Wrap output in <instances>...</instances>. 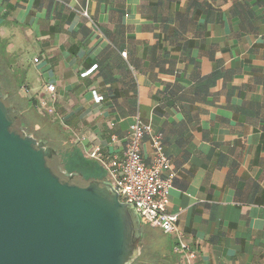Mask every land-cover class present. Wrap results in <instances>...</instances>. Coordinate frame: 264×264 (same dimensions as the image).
Segmentation results:
<instances>
[{
	"label": "crops",
	"instance_id": "crops-1",
	"mask_svg": "<svg viewBox=\"0 0 264 264\" xmlns=\"http://www.w3.org/2000/svg\"><path fill=\"white\" fill-rule=\"evenodd\" d=\"M0 35L84 159L138 119L163 133L192 264H264V0H0ZM143 226L162 242L144 264H189Z\"/></svg>",
	"mask_w": 264,
	"mask_h": 264
},
{
	"label": "water",
	"instance_id": "water-1",
	"mask_svg": "<svg viewBox=\"0 0 264 264\" xmlns=\"http://www.w3.org/2000/svg\"><path fill=\"white\" fill-rule=\"evenodd\" d=\"M7 97L0 76V264H133L144 235L135 206L107 180L56 174L58 149L13 128Z\"/></svg>",
	"mask_w": 264,
	"mask_h": 264
},
{
	"label": "built area",
	"instance_id": "built-area-1",
	"mask_svg": "<svg viewBox=\"0 0 264 264\" xmlns=\"http://www.w3.org/2000/svg\"><path fill=\"white\" fill-rule=\"evenodd\" d=\"M34 62L39 64L40 57L34 58ZM96 68L97 66H94L82 76L88 75ZM46 88L52 94L57 90L55 84H48ZM93 97L97 103L104 100V97L96 92H93ZM54 100V95L50 100L40 99L37 107L39 114L46 116L52 113L49 102ZM146 137H149L153 147L151 160H147L142 152ZM83 140L84 136L79 141L82 143ZM109 145L116 148L115 152L104 154L103 145L93 144L85 150L86 155L102 164L106 180L118 191L123 202L135 206L142 223L158 227L174 237L177 240L175 252L183 253L189 264H192L196 251L186 241L183 231L178 228V214L169 212V197L175 173L168 172L172 163L166 152L163 133L155 132L150 124L138 119L130 125L123 138L117 134L112 135Z\"/></svg>",
	"mask_w": 264,
	"mask_h": 264
},
{
	"label": "rangeland",
	"instance_id": "rangeland-1",
	"mask_svg": "<svg viewBox=\"0 0 264 264\" xmlns=\"http://www.w3.org/2000/svg\"><path fill=\"white\" fill-rule=\"evenodd\" d=\"M4 37L0 35V44L5 45L3 49V56L0 52V71L5 70L9 76L14 74V77L17 78V82L21 84L22 79L19 78H21L20 75L23 73V69H20L19 60L15 53H13V48H10V45H7V42ZM19 89V97L17 98L19 101L24 102L26 99L31 98V96L24 97L22 91L23 89ZM6 104L11 105L9 104V102H7ZM24 115V119L20 116H17L18 121L16 124V128L18 132H22V125H24L25 132L33 133V135L39 140H47L48 145L58 149V154H56V156L51 158L49 161L53 169H55V172H59L60 174L64 175L60 172V167L69 173L79 172L83 176H74L72 179H69L67 176L66 177L77 184L85 186L90 182L87 178L93 176L91 171L94 170L92 168L95 166L96 163L97 166L101 167L103 171L100 172L98 175L105 176V178H103V181H106V175L102 164L100 165L99 162L88 158L84 160L81 156L79 148L74 145L73 141L62 140L58 129L56 128V126L54 127L55 123H51V121H53L54 119L50 114L43 116L39 114L38 110L34 111L32 109H27L26 114ZM49 119H51V121ZM63 132H66L67 135H69V132H67L66 130H63ZM87 173H89V175L91 176L87 175ZM143 228H145V226L142 225V230ZM143 232H145V230H143ZM146 233L147 234L143 235V238L139 243L141 253L138 256V259H136L133 264H144V260L147 258V255L152 253L151 251L155 250V246H161L162 244L159 235H151V233L148 231ZM163 241L166 242V238H163Z\"/></svg>",
	"mask_w": 264,
	"mask_h": 264
},
{
	"label": "trees",
	"instance_id": "trees-1",
	"mask_svg": "<svg viewBox=\"0 0 264 264\" xmlns=\"http://www.w3.org/2000/svg\"><path fill=\"white\" fill-rule=\"evenodd\" d=\"M4 47H5V45L0 44V52H1L2 56H3V53H4L3 52ZM0 76L2 77L3 88L5 89V93L8 96L7 99L5 100V102L6 103L9 102V104H14L16 109H17L16 113L11 114V118L14 120L13 128L15 130H17V128H16V124H17V121H18L17 120V116H20L21 118L24 119V116H25L24 114H26L27 109H32L34 111H37L39 100L36 97H31L29 99H26L24 102L19 101L17 98L19 97L18 92L20 90L19 88L21 87V84L18 83L17 81H15L12 78L9 79V75L6 73L5 70L0 71ZM49 120L51 121V119H49ZM19 122H20V120H19ZM53 122L54 121H51V123H53ZM54 123H55L54 127L56 126V128L58 129V132L61 135L62 140L70 141L71 139H69V136L67 135V133L63 132L62 126L57 121H55ZM49 161H50V159H48V162ZM49 164H50V162H49ZM92 169H94L93 171H91L93 176L87 178L89 181H91L93 179L103 180V178H105V176L98 175L100 172H103V171H102V168L98 167L96 163H95V166ZM92 169H90V170H92ZM54 171H55V169H54ZM91 172H90V174H91ZM56 174H58L59 176H61L65 180L71 181L66 176L60 174L59 172H56ZM87 175H89V173H87ZM89 176H91V175H89ZM71 182H73V181H71Z\"/></svg>",
	"mask_w": 264,
	"mask_h": 264
},
{
	"label": "flooded vegetation",
	"instance_id": "flooded-vegetation-1",
	"mask_svg": "<svg viewBox=\"0 0 264 264\" xmlns=\"http://www.w3.org/2000/svg\"><path fill=\"white\" fill-rule=\"evenodd\" d=\"M51 165V164H50ZM51 167H52V165H51ZM53 168V167H52ZM60 172L61 173H63V169L60 167ZM76 173V175H74V176H83V175H81V173H79V172H75ZM91 180V179H90ZM89 181V180H88Z\"/></svg>",
	"mask_w": 264,
	"mask_h": 264
}]
</instances>
